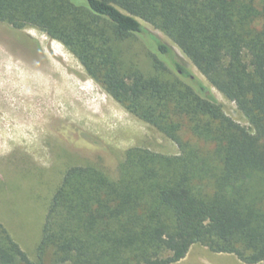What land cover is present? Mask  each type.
Masks as SVG:
<instances>
[{
  "label": "trees",
  "instance_id": "1",
  "mask_svg": "<svg viewBox=\"0 0 264 264\" xmlns=\"http://www.w3.org/2000/svg\"><path fill=\"white\" fill-rule=\"evenodd\" d=\"M164 33L249 124L228 116ZM0 22L62 43L129 113L174 141L132 147L111 179L73 165L36 259L0 222V264H171L193 244L264 264V0H0ZM140 41L148 66L129 52Z\"/></svg>",
  "mask_w": 264,
  "mask_h": 264
},
{
  "label": "rangeland",
  "instance_id": "2",
  "mask_svg": "<svg viewBox=\"0 0 264 264\" xmlns=\"http://www.w3.org/2000/svg\"><path fill=\"white\" fill-rule=\"evenodd\" d=\"M142 23L175 48L228 116L249 125L164 33ZM128 46L147 67L140 41ZM132 147L179 153L174 141L115 101L62 43L36 27L0 22V222L31 260L65 170L93 165L116 179Z\"/></svg>",
  "mask_w": 264,
  "mask_h": 264
},
{
  "label": "crops",
  "instance_id": "3",
  "mask_svg": "<svg viewBox=\"0 0 264 264\" xmlns=\"http://www.w3.org/2000/svg\"><path fill=\"white\" fill-rule=\"evenodd\" d=\"M171 264H247L236 255L225 252H213L201 244H193L187 255ZM262 264V263H256Z\"/></svg>",
  "mask_w": 264,
  "mask_h": 264
},
{
  "label": "bare ground",
  "instance_id": "4",
  "mask_svg": "<svg viewBox=\"0 0 264 264\" xmlns=\"http://www.w3.org/2000/svg\"><path fill=\"white\" fill-rule=\"evenodd\" d=\"M118 116V115H117Z\"/></svg>",
  "mask_w": 264,
  "mask_h": 264
}]
</instances>
